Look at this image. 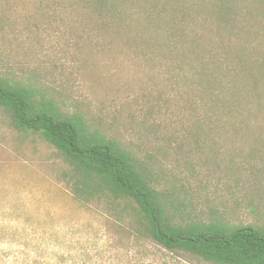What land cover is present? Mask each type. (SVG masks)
Masks as SVG:
<instances>
[{
  "label": "rangeland",
  "instance_id": "obj_1",
  "mask_svg": "<svg viewBox=\"0 0 264 264\" xmlns=\"http://www.w3.org/2000/svg\"><path fill=\"white\" fill-rule=\"evenodd\" d=\"M211 1L173 5L178 33L195 39L148 59L119 42L95 47L74 14L47 10L49 0H0V74L45 87L65 111L139 151L194 214L264 228V94L257 109H240L255 88L241 98L247 85L237 91L227 72L234 57L223 65L215 55L220 26L232 28L231 49L257 42L237 22L246 0H221L218 10ZM209 71L229 80L225 89L199 75ZM69 172L39 134L16 131L0 110V264H193L124 234L108 204L76 198Z\"/></svg>",
  "mask_w": 264,
  "mask_h": 264
},
{
  "label": "trees",
  "instance_id": "obj_2",
  "mask_svg": "<svg viewBox=\"0 0 264 264\" xmlns=\"http://www.w3.org/2000/svg\"><path fill=\"white\" fill-rule=\"evenodd\" d=\"M49 1L48 11L61 8L74 14L76 24L90 35L95 47L103 42L109 46L119 42L148 59L168 52L173 43L176 49L178 39L180 43L195 39L189 33L188 37H181L178 17L167 11L173 5L199 8L202 4V0ZM220 1H211L217 10ZM227 3L225 7L229 6ZM244 6L248 13L237 22L257 44L231 49L228 47L231 38L224 33L230 34L232 28L220 26L223 36L215 55L218 60L224 58L223 65L234 57L236 68L228 65L227 72H233L234 78L228 77L242 84L237 91L247 85L240 97L246 95L250 85L255 88L247 95L253 103L244 105L241 100L243 104L238 105L240 109H257L255 105L264 94V44H260L264 43V34L260 38L254 27L247 29L246 25L259 22L262 26L259 31H264V0H246ZM196 39L199 43L198 36ZM186 45L181 44V48ZM222 46L224 50L220 49ZM181 48L177 55L183 52ZM202 74L224 89L229 81L225 76L216 77L213 71L199 75ZM186 79V76L182 79L183 85H187ZM64 109L45 87L0 74V110L9 117L13 128L20 133H37L51 145L69 166L70 172L65 176L76 198L108 204L122 222L119 227L124 234L193 264H264V228L229 223L212 211L208 215L194 214L185 202L163 187L160 176L139 151L109 136L84 115Z\"/></svg>",
  "mask_w": 264,
  "mask_h": 264
}]
</instances>
